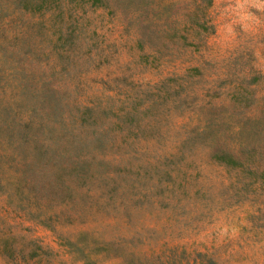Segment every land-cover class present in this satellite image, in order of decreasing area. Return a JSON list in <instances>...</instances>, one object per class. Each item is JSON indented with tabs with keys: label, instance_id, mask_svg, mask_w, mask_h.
<instances>
[{
	"label": "rangeland",
	"instance_id": "1",
	"mask_svg": "<svg viewBox=\"0 0 264 264\" xmlns=\"http://www.w3.org/2000/svg\"><path fill=\"white\" fill-rule=\"evenodd\" d=\"M262 168L264 0H0V264H264Z\"/></svg>",
	"mask_w": 264,
	"mask_h": 264
},
{
	"label": "trees",
	"instance_id": "2",
	"mask_svg": "<svg viewBox=\"0 0 264 264\" xmlns=\"http://www.w3.org/2000/svg\"><path fill=\"white\" fill-rule=\"evenodd\" d=\"M202 1L207 2V3H211L212 0H202ZM24 124H29V122L27 120H25ZM253 167L257 168V164H255ZM261 175H264V168H262V170H261Z\"/></svg>",
	"mask_w": 264,
	"mask_h": 264
}]
</instances>
